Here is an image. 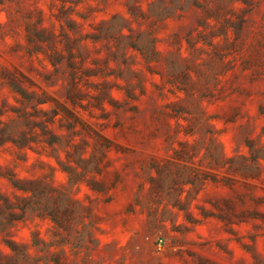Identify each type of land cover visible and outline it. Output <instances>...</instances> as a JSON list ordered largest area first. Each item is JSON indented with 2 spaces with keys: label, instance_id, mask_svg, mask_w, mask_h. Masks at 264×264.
I'll list each match as a JSON object with an SVG mask.
<instances>
[{
  "label": "rangeland",
  "instance_id": "1",
  "mask_svg": "<svg viewBox=\"0 0 264 264\" xmlns=\"http://www.w3.org/2000/svg\"><path fill=\"white\" fill-rule=\"evenodd\" d=\"M0 264H264V0H0Z\"/></svg>",
  "mask_w": 264,
  "mask_h": 264
}]
</instances>
